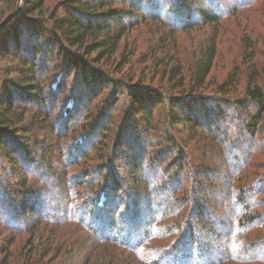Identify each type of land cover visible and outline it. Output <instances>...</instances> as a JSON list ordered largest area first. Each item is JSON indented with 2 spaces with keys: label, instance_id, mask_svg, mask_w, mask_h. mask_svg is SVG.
Listing matches in <instances>:
<instances>
[{
  "label": "trees",
  "instance_id": "1",
  "mask_svg": "<svg viewBox=\"0 0 264 264\" xmlns=\"http://www.w3.org/2000/svg\"><path fill=\"white\" fill-rule=\"evenodd\" d=\"M49 1L0 0V30L15 19L0 36V155L13 166V177L19 178L17 185L21 188L9 195L7 205L0 203V221L12 232L9 239L0 231L3 237L0 264H12L11 248L19 239L17 232L28 230L31 223L34 237L42 219L57 222L55 226L59 229L69 223L82 225L93 235L94 242L91 246H83L82 240L73 239V236L60 239L62 236L52 230L49 235L41 236L40 251L32 244L34 238L26 245L22 254L24 264L56 263L58 259L54 257L48 262L45 260L52 251L60 255L64 245L60 244L69 240L72 244L67 243V246L77 257L78 264H96L94 256L99 257L97 250L104 242H117L130 251L134 258L128 255L127 264H139L141 260L145 264H264V172L259 173L254 163L257 156H264V34L245 28L246 35L239 41L243 65H236L212 93H207L217 57L215 38L196 47L197 54L192 53L188 59L181 55L174 32L189 31L200 24L219 26L221 19L236 16L241 11L250 14L255 8H264V0H238L229 4L230 8L227 0H209L207 5L196 9L188 0H164L162 3L160 0H129L130 5L123 4L121 8L116 7V0H60L52 10L48 8ZM125 18L127 23L123 22ZM147 19L166 24L162 26L165 32L157 39L149 60L158 66L164 65L163 78L169 88L168 95L162 89L144 86L140 77L116 79L109 77L104 69L117 61L114 58L123 42L119 64L121 68L130 64L135 49L127 56V40ZM75 73L78 76L74 81L76 85L68 90L66 82ZM106 87L121 88L125 92L129 119L120 126L106 155L105 167L91 176L94 182L99 177L90 197L72 210H65L67 205L54 204L59 200V181H62L56 172L54 190L44 186L36 192L34 187H28L26 167L37 162L51 173L50 160L55 156L51 146L43 148L48 136L44 141H35L33 150L29 147L31 137L36 128H44L50 119L44 110L46 102L54 109L60 103L59 96L68 93L62 102L63 111L54 119L67 129L74 115L82 110L81 106L86 102L91 104L97 91ZM114 94L112 102L107 101L98 116L75 131L67 144L60 146L67 166L80 163L96 147L99 151L104 146L102 138L107 129L102 119L117 103ZM165 102L166 109L157 118L155 110ZM28 104L35 105L37 110L28 114L25 107ZM136 114L139 117L135 121H142L151 136L153 142L149 145L138 128L133 135L128 130ZM48 133L55 134V129L49 128ZM127 145L133 148L128 173L131 184L140 190L144 188L142 193L140 190L128 192L129 187L124 188L125 180L114 165L122 159ZM191 145L196 155L186 164V157H189L186 148ZM36 155L40 160L35 159ZM164 156L165 159L173 156L166 166ZM187 166L192 173L191 192L175 198L183 191ZM258 167L264 168V161ZM34 169L38 171L39 168ZM139 171L143 172L139 175ZM221 180L227 182L229 189L228 205L233 204L232 208L238 211L228 225L225 250V244H215V239L220 241L219 236L223 237L224 232L215 236V229L224 225L219 223L218 208L213 204L221 198ZM55 181L59 186L56 187ZM235 181L238 183L233 186ZM152 193L155 196L151 201L148 195ZM141 198L145 199L143 210ZM152 203L155 208H151ZM188 204L190 213L186 217L180 212ZM147 206L150 209L146 210ZM160 209L164 212L158 219ZM31 214L35 216L33 220ZM173 214L181 220L171 225L173 228L169 231H182L181 238L168 248L150 253L147 244L160 236L163 238L159 229L164 228L158 227V222ZM252 232L258 236L246 243ZM117 260L105 264H119Z\"/></svg>",
  "mask_w": 264,
  "mask_h": 264
},
{
  "label": "rangeland",
  "instance_id": "2",
  "mask_svg": "<svg viewBox=\"0 0 264 264\" xmlns=\"http://www.w3.org/2000/svg\"><path fill=\"white\" fill-rule=\"evenodd\" d=\"M60 0H50L48 2V8L52 10L56 4ZM164 0H160V3H162ZM190 4H194V9H196L198 6H201L202 4L207 5L209 3V0H188ZM218 2L220 1H225V0H217ZM229 3L228 5H233L235 4V1L238 0H227ZM125 5L128 7L130 5L129 0H116V7L121 8L122 5ZM227 5V6H228ZM228 6L230 8L231 6ZM118 8V9H119ZM256 9V10H255ZM250 14L249 13H244L243 11L239 12L238 15L232 16L228 19H221L219 26L215 25H196L194 26L191 30L189 31H179L175 30L177 37H178V42L177 46L179 47V50L182 52L181 55L185 56L186 58H190L192 53L197 54V51L195 50L196 47L200 46L204 42H208L212 38L216 40L217 42V57L216 61L214 63V67L212 69L210 79H209V89L207 93H212L214 91L215 87L217 84L221 83L223 79L226 77L228 73H230L236 65L240 66L242 64V59L239 57L240 53V39L241 37L246 35V32H244L245 28L250 31L251 29L255 30L256 34H264V18H263V13H264V8L257 9L255 8ZM225 11H227L225 9ZM222 12V11H221ZM196 17V21H197ZM125 23L128 22V20L123 19V22ZM176 24V23H175ZM163 25H166L164 22H158V21H151V19H147L144 21L143 24H141L138 28L134 29L128 38V50H127V56H129V52L134 50L135 54L130 58V64L124 66L121 68L120 64L121 63V54L124 50V42L121 45V49L119 51V54L114 58V60H117L116 62L113 63V65H107L104 66L106 68L105 71L107 74H109V77L112 76L116 79H121V80H128L132 77L136 80L137 78L140 77L141 81L143 82L144 86L149 87L151 89H156V90H163V93L165 95H168L169 88L166 82L164 81V65L158 66L156 63H153L151 60V56L153 54V48L156 45L157 46V39L162 37L161 34L165 32V28H162ZM177 25V24H176ZM167 27V26H166ZM168 28V27H167ZM167 30V29H166ZM178 50V51H179ZM195 51V52H194ZM194 54V55H195ZM193 57V55H192ZM186 62V61H185ZM263 63V62H262ZM110 64V63H109ZM4 65V64H2ZM243 65V64H242ZM188 66V65H187ZM77 74H73L68 82H66V88L70 90L72 87H75L74 81L77 78ZM128 78V79H127ZM48 79V78H46ZM49 81V80H48ZM47 84H45L46 86ZM47 87V86H46ZM67 90V91H68ZM111 87H106V88H101L97 91L98 95L96 98L91 102V104L84 103L81 107L82 110L77 112L76 115H74L73 122L71 125L66 129L62 128L57 122V120H54L55 117L59 113L63 111V100L67 98L68 93L63 94L62 96H59L60 103L56 105L54 109L51 108L50 102H46V105L44 107V110L48 112V115L50 119L45 126L38 127L35 129V132L33 134L32 141L29 145V147L33 150L35 149V141H44L45 137L48 136V143L46 142L45 146L43 148H48L51 146L54 152V157L51 162L52 166V171L49 173L50 169H47V171L43 170V167L40 164L37 165V162H34L33 164H29L26 167L25 173L27 174V180H28V187L32 186L34 187V190L41 191L44 186H49L51 187L50 189L54 188L52 187L53 184V176L55 175V172L59 175L58 178H60L62 181L60 182V189L59 194V200L57 202H54L56 206H65L66 209H71L72 207H75L76 205H80L82 202H84L86 199H88L89 193L92 189H95L97 185V179L99 176L95 178V182L92 179L91 176L94 175L97 171H100L105 167V158L107 153L110 152L112 148V142L114 139L117 137L118 131L120 129V126L122 123L124 124L128 119H129V103L126 98V94L121 88L119 90H115ZM47 93V90H45ZM114 92L116 93V101L117 103L110 109H108L107 115L102 119V122L104 124V127L107 129L106 134H103V139L104 140V146H100V150L98 151L99 148H95V150L89 154V156L81 161L80 163L78 162L75 165L72 166H67L66 161L62 157L61 151L63 150L61 145L64 143L67 144L68 141L71 140V136L74 135L75 131H79L80 128H82L84 125H88V123L95 117L100 114V110H103V107L106 106L107 101L112 102V98L115 95ZM45 98H47L45 96ZM115 100V99H114ZM167 103H163L162 106H158L155 110L156 117L159 118V114L161 112H164L166 109ZM26 109L29 111L28 114L33 113L34 111L37 110V107L32 104L25 105ZM44 111V112H45ZM139 117V115H133L132 119L129 122L130 127V133L132 135L134 134V130L138 128V131L141 132V135L146 142V144L149 145V143H152L153 141L150 140L151 136H149L148 130H146V125L142 123V121H139L140 123L136 122L135 119ZM134 122V124H133ZM127 123V122H126ZM62 125V124H61ZM132 125V126H131ZM156 127V125H155ZM158 129L161 128L160 125H157ZM49 128L55 129V134H49L48 130ZM64 135V136H63ZM66 135V136H65ZM77 135V134H76ZM131 135V134H130ZM151 135H154V133H151ZM153 136V140H154ZM130 144V143H129ZM145 144V145H146ZM152 145V144H151ZM130 145H127L126 148H124V155L122 156V159L119 160L118 162H114L116 165V169L119 170L120 176L123 177L124 181V188L129 187L128 192H135L136 190H140L138 188H135L132 186V178L129 177V172L131 169V156L133 155V148ZM192 147L189 146L187 152L188 156L186 157L185 163L189 164L191 163V160L193 156L196 155L194 152L190 149ZM150 151H153L152 148L148 147ZM91 155V156H90ZM166 156V155H165ZM165 156L163 157L164 165L166 166L168 162L172 160V157H169L168 159H165ZM49 157V156H48ZM130 157V158H129ZM40 156L36 155L35 159L38 161L40 160ZM264 161V156H257L254 163L256 162V169L259 170V173L264 172V168L261 167L259 169L258 164ZM148 163V161H146ZM48 163V161H46ZM117 163V164H116ZM38 166V171H36L34 168ZM164 166V167H165ZM189 166V165H188ZM187 166V167H188ZM110 167V166H109ZM112 167V166H111ZM13 166L5 160V157L0 155V203H3L5 205L8 204V197L10 194H14V192L19 191L21 189L18 185L17 182H19V178L16 176L13 177ZM164 169V168H163ZM23 171V170H22ZM143 171H139V175ZM23 173V172H22ZM222 173V171H221ZM220 173V174H221ZM81 174V175H80ZM137 175V176H139ZM191 169L188 167L185 169L184 172V182L182 184V193H178L175 195V198H182L183 196H188L189 193L191 192ZM61 176V177H60ZM87 177V178H86ZM237 176L233 175V178ZM211 178V177H210ZM65 180V181H64ZM51 181V182H50ZM231 182V181H230ZM220 190L221 192V198L218 200V202L213 203L217 205L216 208H218V221L219 223H224L223 227L215 229V236L216 234H219L220 231L223 232V237L219 236L220 241H217L215 239V244L217 243L218 245H223L225 244L224 250L227 247V228L232 220L234 214L238 211L234 210L232 208V205H228L227 202V194H228V188H227V182L225 180H221L220 182ZM238 182H234V185H237ZM54 184L59 186L56 181ZM229 184V183H228ZM10 185V186H9ZM232 187V186H231ZM134 188V189H133ZM228 189V190H227ZM232 188H230L231 191ZM5 191V193H2ZM7 191V192H6ZM144 192V188L140 190V193ZM149 192V191H148ZM57 193V191H56ZM71 193V195H70ZM126 193V192H125ZM123 193V194H125ZM73 195V196H72ZM151 195V194H150ZM149 196V199L152 201L153 197L155 196V193H152V195ZM126 198V196H124ZM264 197V194L263 196ZM224 198V200H222ZM141 209L143 210V203L145 199L141 198ZM227 202V203H226ZM224 203H226L224 205ZM61 207V208H63ZM155 208V204L151 208ZM190 205L186 206V209L182 212L183 216H188L190 213ZM150 209L149 206H147L146 210ZM148 214V211H146ZM163 209H160L159 211V216L158 219L161 218L163 214H161ZM179 213V212H178ZM46 214V213H45ZM29 215V214H28ZM32 217H35L34 214L30 215V219L33 220ZM181 218L177 219L175 215L173 216H167L164 217V219H161L158 222V227H163L164 230L161 228V233L163 234L162 236L158 237L157 239H153L149 244H147L148 247L151 248L149 251L150 253L152 251L156 250H161L162 248H168L170 247L169 245L177 241L178 239L181 238L183 232L180 230H171V227L174 226V224L180 223L179 221ZM41 223L38 224V228L34 231V237L33 231L30 229L33 224H29L28 230H24V232L19 231L20 233L17 232L16 235H18V240L17 242L12 246L11 251H12V264H24L22 254L25 251L24 248L26 249L27 244L30 245L31 239L34 238L33 240V245H35L36 248L40 251L41 249V241L43 238H41L42 235H49L52 233V230H56L57 235H61L62 237L60 239H78L82 240L81 242L82 245H87L91 246L92 243L94 242L92 239L94 238L93 235L84 229L82 225H79L77 223H69L67 226H62L61 229L60 227L55 226L58 224L57 222H50L46 219L40 220ZM182 223V222H181ZM32 225V226H31ZM172 225V226H171ZM57 227V229H55ZM18 228V227H17ZM16 228V230H17ZM173 228V227H172ZM8 230L4 225H2V222L0 221V231L4 232V236H8L9 239L12 238L9 233H12L11 231H6ZM19 230V229H18ZM182 232V233H181ZM206 234L208 233L206 230L204 231ZM248 235V234H247ZM245 235V236H247ZM75 236V237H74ZM258 236V233L252 232L251 234L248 235L249 241L246 243L252 242V239H256ZM3 237H0V241H2ZM64 237V238H63ZM208 237V236H206ZM210 237V236H209ZM243 237V236H242ZM251 240V241H250ZM59 241V240H57ZM68 241V240H67ZM70 242L66 243H61L62 248H61V253L59 255V252H54L52 251L50 256L46 258L45 261L51 260L53 257L58 260H56V263L54 264H78L77 257H74L73 253H70V246H67V243H71L72 241L69 240ZM222 241V242H221ZM75 242V241H74ZM85 242V243H84ZM223 243V244H222ZM1 244V243H0ZM104 246L100 247L97 250V253L99 257L94 256V262L96 264H105L107 261H112V260H117L119 264H127L129 261L126 259L128 258L127 256L130 255L134 258V255H131L132 253L126 249H123V247L119 246L117 242H109L103 244ZM216 246V245H215ZM23 249V250H22ZM29 250V248H27ZM124 251V252H123ZM70 253V254H69ZM59 257L57 258V256ZM130 257L131 259H133ZM53 258V259H54ZM46 262V263H47ZM139 264H145L144 261L141 260L138 261ZM227 264H235L232 262H227ZM251 264V263H248Z\"/></svg>",
  "mask_w": 264,
  "mask_h": 264
},
{
  "label": "water",
  "instance_id": "3",
  "mask_svg": "<svg viewBox=\"0 0 264 264\" xmlns=\"http://www.w3.org/2000/svg\"><path fill=\"white\" fill-rule=\"evenodd\" d=\"M14 20L11 23H9L7 26H5L3 29L0 30V36L9 28V26L14 22Z\"/></svg>",
  "mask_w": 264,
  "mask_h": 264
}]
</instances>
